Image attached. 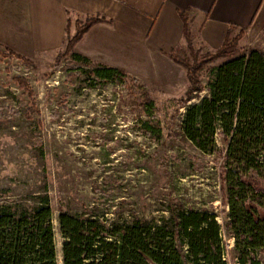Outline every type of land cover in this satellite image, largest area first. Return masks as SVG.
<instances>
[{
    "label": "rangeland",
    "instance_id": "rangeland-1",
    "mask_svg": "<svg viewBox=\"0 0 264 264\" xmlns=\"http://www.w3.org/2000/svg\"><path fill=\"white\" fill-rule=\"evenodd\" d=\"M96 44L91 53L77 47L78 57L58 64L62 46L25 54L34 62L31 68L16 57L0 59V203L47 193L56 227L61 209L158 223L179 210L207 209L223 223L228 208L221 199L219 155L228 137H218L216 152L202 153L182 136L184 107L171 121L187 87L185 67L116 37ZM6 46L0 42V51ZM194 46L206 47L196 39ZM254 46L264 50V32L235 52ZM180 49L187 53L184 43ZM209 66L188 103L207 94ZM96 67L121 73L109 80L95 75ZM14 74L26 76L34 89L40 112L30 118L28 96ZM223 239L231 250L232 237L224 232ZM55 241L60 261L57 228ZM225 257L234 264L230 251Z\"/></svg>",
    "mask_w": 264,
    "mask_h": 264
},
{
    "label": "trees",
    "instance_id": "trees-1",
    "mask_svg": "<svg viewBox=\"0 0 264 264\" xmlns=\"http://www.w3.org/2000/svg\"><path fill=\"white\" fill-rule=\"evenodd\" d=\"M190 10H178L183 42L166 52L185 67L188 81L171 121L184 107L182 136L202 153L216 152L218 137H228L219 155L226 220L220 223L214 212L193 208L179 210L161 223L139 218L109 221L94 210L61 209L56 227L48 194H33L26 201L0 203V264H229L225 257L229 251L234 264H264V50L254 46L236 53L246 29L234 23L216 49L195 47ZM102 17L68 16L56 64L69 55L79 56L74 51L76 43ZM183 43L187 53L181 54ZM6 57L18 58L27 68L34 66L29 56L9 46L0 51V59ZM207 65V94L188 103L192 93L202 88L200 73ZM93 73L112 80L121 70L96 67ZM12 79L28 96L25 116L39 113L30 80L20 74ZM56 228L61 237L60 261ZM224 232L233 239L231 250Z\"/></svg>",
    "mask_w": 264,
    "mask_h": 264
},
{
    "label": "crops",
    "instance_id": "crops-1",
    "mask_svg": "<svg viewBox=\"0 0 264 264\" xmlns=\"http://www.w3.org/2000/svg\"><path fill=\"white\" fill-rule=\"evenodd\" d=\"M186 8H191L194 40L209 49L222 43L230 23L246 29V44L264 32V0H0V42L27 55L57 49L68 16L100 14L74 49L91 53L96 42L116 37L169 57L166 52L183 42L178 10Z\"/></svg>",
    "mask_w": 264,
    "mask_h": 264
}]
</instances>
